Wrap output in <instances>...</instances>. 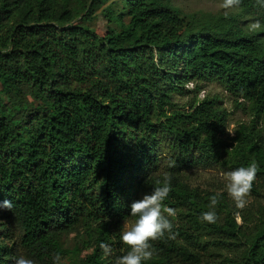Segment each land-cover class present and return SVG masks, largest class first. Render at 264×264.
Listing matches in <instances>:
<instances>
[{
  "label": "trees",
  "instance_id": "1",
  "mask_svg": "<svg viewBox=\"0 0 264 264\" xmlns=\"http://www.w3.org/2000/svg\"><path fill=\"white\" fill-rule=\"evenodd\" d=\"M239 6L264 20L257 0ZM99 14L103 33L91 25ZM262 34L237 15L189 13L172 0H0V202L14 205L0 213L17 241L16 251L0 242V264L19 254L54 264L91 231L95 249L81 264H110L100 243L165 173L163 203L186 224L170 217L176 238L151 242L143 264H200L215 246L242 244L243 255L223 264H264V204L240 210L242 225L209 224L200 216L210 199L182 181L190 168L255 160L252 190L264 194ZM189 82L197 92L216 82L247 104L254 121L236 145L222 137L228 113L218 101L196 98L188 111L174 102ZM72 232L80 235L68 248Z\"/></svg>",
  "mask_w": 264,
  "mask_h": 264
},
{
  "label": "rangeland",
  "instance_id": "2",
  "mask_svg": "<svg viewBox=\"0 0 264 264\" xmlns=\"http://www.w3.org/2000/svg\"><path fill=\"white\" fill-rule=\"evenodd\" d=\"M172 2L175 6L189 13L206 12L213 15H237L242 20L244 25L247 26L248 29L251 23L259 21L261 27L256 31H251L263 32L261 36L264 40V20L262 19V15L256 14L255 12L251 13L249 11H244L243 7L241 6L232 9H223L221 7L223 0H172ZM108 24L109 22L101 14H99L98 17L91 22L92 27H94L99 33H103L105 27ZM184 89L185 92H183L182 94L175 95L174 102L179 105L186 106L185 109L187 111L189 108L187 104L190 103L192 100L196 98L197 100H202L206 97L215 99L216 101H218V104L220 106L227 110L228 118L225 123L224 131L221 133L223 139L227 142H231L236 145L238 143V140L240 139L243 128L251 126L253 124L254 120L250 112L247 109L243 108V106H247V104L240 99L236 101L233 95H231L228 91L224 90L216 82L200 85L199 92L195 90L198 89L196 88V85L191 82L186 83L184 85ZM255 126V131L257 133L260 132L264 140V122H256ZM228 130L232 131V133H229ZM162 151L164 152L163 156H168V150L165 147H163L161 152ZM235 169L237 168L228 167L224 169L219 166L212 168H190L184 171L182 181L186 183L190 188L199 191V193L203 197L207 198V200L210 199L209 196L211 195H218L219 202L216 205L215 210L219 217L218 219L220 223H225L226 218L231 217L235 219L238 225H242L244 220L242 219L241 214L237 216V212H239L240 210L235 208L234 201L227 194L225 187L227 180L224 178V176L221 175V173H227ZM247 200L248 204L243 209V213L247 214V212L250 210L252 214H256L257 210L255 206L258 201H261L264 204V194L258 196L253 190H251L249 196L247 197ZM209 203L204 204V206L209 207ZM176 213V222L181 225L186 224L184 220L181 221L179 219V214L177 210ZM252 219L253 218H251L250 220ZM134 220L135 218L130 217L122 223H113V231L110 237V242L108 244L112 249L111 254L108 255L110 259V264H115L116 258L126 254V252L128 251L127 246H125L120 240V235L121 232L124 230L125 222L127 223V225L130 226L132 223H134ZM5 222L6 220L0 213V242L6 243L10 248L16 251L17 241L14 238L7 237L8 231ZM96 226L97 225L95 224L92 227L95 229V231L97 228ZM82 232H84V230ZM79 235L80 234L77 232L69 233L65 240L66 247L72 248L75 243V240H77V238L79 239ZM86 240L87 241L82 245L83 247L79 252H71L68 255L61 257L60 264H81V261L85 259L86 256L91 254L95 249V233L91 231L89 238H87ZM244 249V244L240 246H233L232 248L215 246L212 248L213 255L206 256L200 264H223L228 257L243 255ZM20 256L23 255L19 254V257ZM15 259L16 257L11 259L7 264H14Z\"/></svg>",
  "mask_w": 264,
  "mask_h": 264
},
{
  "label": "clouds",
  "instance_id": "3",
  "mask_svg": "<svg viewBox=\"0 0 264 264\" xmlns=\"http://www.w3.org/2000/svg\"><path fill=\"white\" fill-rule=\"evenodd\" d=\"M264 7V0H257ZM241 0H223L221 7L223 9H232L238 7ZM261 27L260 22L256 21L249 25V29L256 31ZM229 133L232 131L228 130ZM175 162L170 163V167ZM258 172V164L255 160L251 161L248 166H242L227 173H221L227 180L226 191L229 197L234 201L235 208L243 210L247 204L253 183ZM158 186L153 187L150 194H144L139 200L132 202L131 215L134 217V223L130 226L125 222L124 230L121 232L120 240L127 246L126 254L116 258L115 264H143V262L151 260L155 248L151 242L158 241L163 238L174 240L177 233L174 231V225L169 218H175L176 210L168 207L163 202L171 192V176L165 173L163 181L157 182ZM218 195L210 198L209 211L201 213L200 219L209 224H214L218 220L215 207L218 204ZM14 205L9 200L0 202V210L13 209ZM237 212V216H239ZM107 220V217H106ZM105 256L111 254L112 249L109 245L101 242L99 245ZM54 264H60L61 257L59 254L54 256ZM14 264H35L32 259L20 256L15 259Z\"/></svg>",
  "mask_w": 264,
  "mask_h": 264
}]
</instances>
